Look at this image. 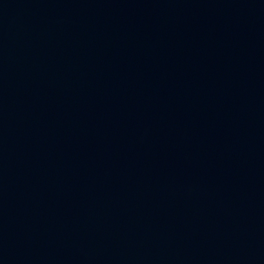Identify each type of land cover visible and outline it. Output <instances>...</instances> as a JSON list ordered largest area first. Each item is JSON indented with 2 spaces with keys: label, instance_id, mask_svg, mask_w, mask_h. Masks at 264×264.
<instances>
[{
  "label": "water",
  "instance_id": "obj_1",
  "mask_svg": "<svg viewBox=\"0 0 264 264\" xmlns=\"http://www.w3.org/2000/svg\"><path fill=\"white\" fill-rule=\"evenodd\" d=\"M0 264H264V0H0Z\"/></svg>",
  "mask_w": 264,
  "mask_h": 264
}]
</instances>
